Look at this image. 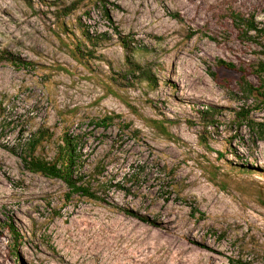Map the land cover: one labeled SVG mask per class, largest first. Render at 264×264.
<instances>
[{
  "label": "rangeland",
  "instance_id": "rangeland-1",
  "mask_svg": "<svg viewBox=\"0 0 264 264\" xmlns=\"http://www.w3.org/2000/svg\"><path fill=\"white\" fill-rule=\"evenodd\" d=\"M103 1L0 0V54L32 62L0 60V264H264V141L233 119L240 77L259 86L264 61V35L240 23L263 28L264 0ZM37 129L52 132L35 152L47 160L64 131L82 134L84 181L104 200L67 199L5 148Z\"/></svg>",
  "mask_w": 264,
  "mask_h": 264
},
{
  "label": "trees",
  "instance_id": "trees-1",
  "mask_svg": "<svg viewBox=\"0 0 264 264\" xmlns=\"http://www.w3.org/2000/svg\"><path fill=\"white\" fill-rule=\"evenodd\" d=\"M98 2H104L103 0H97ZM103 16L110 22L112 18L109 11L102 6ZM174 17H178L173 14ZM243 26L242 34L245 37L254 39L264 35V27H258L252 18L241 20ZM115 33L118 35L122 47L126 51H130V41L123 37L120 32H117V28L114 27ZM86 38L95 43L94 37L89 35L88 31H85ZM253 32V34H250ZM79 47V46H78ZM80 50L78 49V52ZM80 54V53H79ZM0 60H6L12 65L17 67H27L32 64L30 61L22 60L19 57L13 56L11 53H1ZM218 64L228 68H234V64L223 60H218ZM129 73L133 77H137L140 80H145L149 85H156L157 79L152 73L151 69L145 66H141L133 60H129ZM213 75L212 72H209ZM254 73L260 81L259 86H255L250 82L245 75L240 77L238 82L239 93L236 94L235 98L241 105L236 110H233L234 122L237 127L245 129L248 139L252 143L256 144L258 141H264V120H258L252 116V112L260 111L264 109V61H258ZM219 108L217 106H207L205 110L201 112V117L205 121V127L214 126L216 120L214 115L217 114ZM119 117L118 115H104L93 123L95 126L108 127L114 122V119ZM123 127H129L128 123H124ZM52 136V132L47 129H37L35 132L30 133V136L16 147L5 148L13 154L19 156L23 168L32 173H39L45 177L57 178L61 180L68 188L66 198L69 199L72 194H79L92 199L104 200L103 197L99 196L95 191L91 189L90 183L84 181L85 175L83 171L84 159L82 158V134L72 133L64 131L61 139L62 143L57 146V152L53 159L47 160L35 154L38 146L44 139H49ZM219 155H222L219 153ZM161 171V170H160ZM164 170H162L161 172ZM124 214L135 217L143 222L150 223L149 218L142 216L141 214L127 209L118 207ZM15 234V230H11Z\"/></svg>",
  "mask_w": 264,
  "mask_h": 264
}]
</instances>
